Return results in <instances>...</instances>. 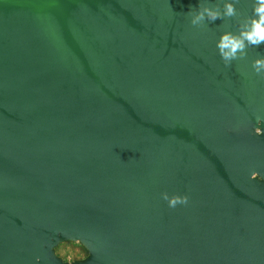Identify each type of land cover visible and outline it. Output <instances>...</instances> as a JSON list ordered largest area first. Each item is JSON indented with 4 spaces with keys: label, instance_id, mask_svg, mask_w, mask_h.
Returning <instances> with one entry per match:
<instances>
[{
    "label": "water",
    "instance_id": "obj_1",
    "mask_svg": "<svg viewBox=\"0 0 264 264\" xmlns=\"http://www.w3.org/2000/svg\"><path fill=\"white\" fill-rule=\"evenodd\" d=\"M225 2L0 0V264L10 236L37 264L61 219L99 227L114 264H264L239 186L264 155V43L222 58L258 18L256 0ZM201 7L220 16L193 25Z\"/></svg>",
    "mask_w": 264,
    "mask_h": 264
},
{
    "label": "rangeland",
    "instance_id": "obj_2",
    "mask_svg": "<svg viewBox=\"0 0 264 264\" xmlns=\"http://www.w3.org/2000/svg\"><path fill=\"white\" fill-rule=\"evenodd\" d=\"M232 109L225 113V118L230 120L228 122L229 125H234L233 129L238 126L239 132L242 133L243 131L245 137H252V133L255 135L260 134L258 126L251 125V127L253 126L252 128L247 127V123L244 121L245 112L240 109ZM186 130L183 133L187 138V142H189L188 145L196 148L195 130L188 128ZM201 131L195 132L197 136L202 135ZM205 136L202 135L200 139L206 142ZM203 146L206 148L207 145L203 144ZM52 223L48 229L49 233H43V237L39 239L38 248L30 252L25 262L33 261V258H37L39 260L37 264H114L113 259L108 257L112 255L110 253L112 251L109 248L111 245L106 243L107 238L104 237L99 227L81 229L80 224L72 225V223L69 224V220L64 219ZM1 243L10 252L7 262L17 264L18 258L22 255L19 241L15 237L10 236L4 237ZM18 264H24V261H20Z\"/></svg>",
    "mask_w": 264,
    "mask_h": 264
},
{
    "label": "clouds",
    "instance_id": "obj_3",
    "mask_svg": "<svg viewBox=\"0 0 264 264\" xmlns=\"http://www.w3.org/2000/svg\"><path fill=\"white\" fill-rule=\"evenodd\" d=\"M234 12L232 3L226 0L225 2V13L231 16ZM257 19L252 20L250 27L244 30L240 37L225 34L221 37L218 42V49L223 59L226 61L233 58L237 53V50L245 47V40L253 45H260L264 43V0H256V6L254 8ZM191 16V23L193 25L200 24L202 21H215L220 13L209 7H201L189 12ZM256 70L259 72L264 69V59H257L255 61ZM164 198L167 200L168 197L165 194ZM177 203H187V198L179 199L173 198L169 201L170 206H175Z\"/></svg>",
    "mask_w": 264,
    "mask_h": 264
},
{
    "label": "crops",
    "instance_id": "obj_4",
    "mask_svg": "<svg viewBox=\"0 0 264 264\" xmlns=\"http://www.w3.org/2000/svg\"><path fill=\"white\" fill-rule=\"evenodd\" d=\"M243 177L239 184L241 194L262 216L263 223L258 226V232L264 236V155L248 165Z\"/></svg>",
    "mask_w": 264,
    "mask_h": 264
}]
</instances>
